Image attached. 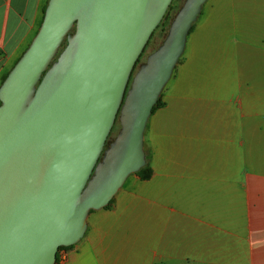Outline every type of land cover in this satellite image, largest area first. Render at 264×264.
<instances>
[{
  "label": "water",
  "instance_id": "obj_1",
  "mask_svg": "<svg viewBox=\"0 0 264 264\" xmlns=\"http://www.w3.org/2000/svg\"><path fill=\"white\" fill-rule=\"evenodd\" d=\"M171 1L48 0L0 84V264H54L145 165L146 123L206 2L184 0L134 71Z\"/></svg>",
  "mask_w": 264,
  "mask_h": 264
},
{
  "label": "crops",
  "instance_id": "obj_2",
  "mask_svg": "<svg viewBox=\"0 0 264 264\" xmlns=\"http://www.w3.org/2000/svg\"><path fill=\"white\" fill-rule=\"evenodd\" d=\"M47 2L0 0V84ZM216 9L146 123L150 177L91 211L63 264H264V0Z\"/></svg>",
  "mask_w": 264,
  "mask_h": 264
},
{
  "label": "rangeland",
  "instance_id": "obj_3",
  "mask_svg": "<svg viewBox=\"0 0 264 264\" xmlns=\"http://www.w3.org/2000/svg\"><path fill=\"white\" fill-rule=\"evenodd\" d=\"M229 1L230 0H206V2L203 4L202 6V9H201V12L197 18V20L195 21V23L193 24L192 28L190 29L188 35H187V38H186V45H185V48L181 54V56L179 57L172 73H171V76L169 78V80L167 81L166 85L164 86V88L167 86V84H169L170 80L173 78V76L177 73V71L181 68V66L184 64L185 62V59H186V55L188 52H191V50L197 46V43L200 41V38L202 37V32L204 29H202V27H205V26H201L200 23L203 22L204 20H207V19H210V17L213 15V16H219L218 14H221V13H218L219 10L216 9L214 10L212 13L210 12V6L211 5H225V4H229ZM184 2V0H174L173 3H172V6L173 8L170 10V20L173 18L174 14L176 13V11L178 10V8L182 5V3ZM172 17V18H171ZM170 20L168 21L170 23ZM169 25V24H168ZM168 25H167V28H168ZM167 33V29L166 31H161V30H158L156 31V33L154 34V36L152 37L151 41L149 42L146 50L144 51L143 55H142V58L140 60V62L144 61L146 56L152 52L154 49H156L160 43L162 42L163 38L165 37ZM196 44V45H195ZM199 46V45H198ZM211 47H213V44L211 45ZM197 50V49H196ZM137 69V66L135 68V70ZM134 70V71H135ZM163 88V90H164ZM162 90V92H163ZM161 92V94H162ZM162 96V95H160ZM160 101L162 103V99L160 97ZM119 129V123L116 122V125H115V128L112 129V132H111V137L113 138L116 134V132L118 131ZM146 153V151H145ZM139 177L136 173H132L130 174L127 179L125 180L124 184L122 185L125 186L129 180H131V178H134V177ZM121 187V188H122ZM120 188V189H121ZM119 189V190H120ZM118 190V191H119ZM117 191V192H118ZM117 194V193H116ZM115 194V195H116ZM114 195V196H115ZM114 198V197H113ZM113 198L111 199V202L113 200ZM109 205V203H108Z\"/></svg>",
  "mask_w": 264,
  "mask_h": 264
},
{
  "label": "trees",
  "instance_id": "obj_4",
  "mask_svg": "<svg viewBox=\"0 0 264 264\" xmlns=\"http://www.w3.org/2000/svg\"><path fill=\"white\" fill-rule=\"evenodd\" d=\"M173 8V6H170V8L166 11L162 21L157 25V27L154 29V31L152 32L151 36H150V39L148 40L144 50L146 49V47L148 46L149 42L151 41L152 37L154 36V34L156 33V31L158 30H161V31H166L167 29V25L169 24V18H170V10ZM45 10V9H44ZM172 18V17H171ZM192 28V27H191ZM66 44V41H63L62 43V47L63 48ZM144 50L142 51V54H140L139 58L137 59L136 63H135V66H134V69L135 67L139 64L141 58H142V55H143V52ZM5 78V77H4ZM3 81V80H2ZM161 97V96H160ZM160 97L158 98L156 104L154 105L153 109H152V112L155 111L158 107H160V105L162 104L161 101H160ZM151 112V113H152ZM115 125H116V121H115ZM115 128V126L113 127V129ZM145 157H146V163L143 167H141L137 172L136 174L139 176L140 179H143V180H146L150 177L151 175V168H150V163H149V157H148V154H145ZM111 203V200L109 202V204ZM109 205H107L106 207H108ZM73 245H70V246H60L58 247L57 249V252H56V261L54 264L57 263V253L60 249L64 248L66 250H68L69 248H71Z\"/></svg>",
  "mask_w": 264,
  "mask_h": 264
},
{
  "label": "built area",
  "instance_id": "obj_5",
  "mask_svg": "<svg viewBox=\"0 0 264 264\" xmlns=\"http://www.w3.org/2000/svg\"><path fill=\"white\" fill-rule=\"evenodd\" d=\"M67 256V250L62 248L57 253V263L56 264H63Z\"/></svg>",
  "mask_w": 264,
  "mask_h": 264
},
{
  "label": "flooded vegetation",
  "instance_id": "obj_6",
  "mask_svg": "<svg viewBox=\"0 0 264 264\" xmlns=\"http://www.w3.org/2000/svg\"><path fill=\"white\" fill-rule=\"evenodd\" d=\"M173 1H174V0L171 1V3H170V5H169L168 9L170 8V6H172ZM168 9H167V10H168ZM146 48H147V47H146ZM145 50H146V49H145ZM145 50H144V51H145ZM143 53H144V52H143ZM141 54H142V53H141ZM135 68H136V67H135ZM134 70H135V69H134ZM114 126H115V125H114ZM107 143H108V142H107ZM107 143H106V144H107Z\"/></svg>",
  "mask_w": 264,
  "mask_h": 264
}]
</instances>
